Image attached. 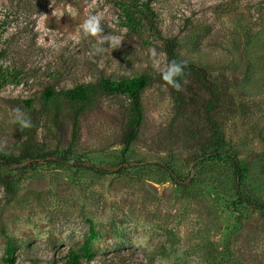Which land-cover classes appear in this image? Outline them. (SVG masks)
Wrapping results in <instances>:
<instances>
[{
  "label": "rangeland",
  "instance_id": "1",
  "mask_svg": "<svg viewBox=\"0 0 264 264\" xmlns=\"http://www.w3.org/2000/svg\"><path fill=\"white\" fill-rule=\"evenodd\" d=\"M89 16L101 18L96 36L81 28ZM170 43L229 92L223 151L189 133L205 126L191 117L202 113L191 81L183 120L152 78L126 153V97L100 94L75 141L68 104L57 117L44 106L47 88L162 73ZM25 142L51 156L2 171L15 186L0 185V264H67L91 229L81 264H264V0H0V156Z\"/></svg>",
  "mask_w": 264,
  "mask_h": 264
},
{
  "label": "trees",
  "instance_id": "2",
  "mask_svg": "<svg viewBox=\"0 0 264 264\" xmlns=\"http://www.w3.org/2000/svg\"><path fill=\"white\" fill-rule=\"evenodd\" d=\"M127 18L130 15L127 14ZM167 54L168 65L175 61L180 63L183 67V72L176 79L180 82V90H176L170 86L163 78L162 73L151 75V74H140L131 78H122L118 81L110 79H100L96 83L80 84L70 89H64L55 91L52 88H47L44 91V106L52 105L54 110V116H59V105L64 102L67 103L71 110L72 119V140L77 139L80 126L81 115L89 109L99 98L100 94L109 95H121L127 98L128 103L123 107V130H122V143L123 153H126L130 148L131 144L137 140L140 127L143 121L142 111V100L141 95L144 89L150 85L152 78H157L161 83L166 85L169 95L173 99L175 114L174 117L177 119L182 118L191 119L186 117L189 105L192 104V98L188 96V88L185 87V83L191 81L198 86V91L195 92V101L201 99V104L196 103L197 108L201 106L202 113L199 115L197 112L192 113V118H198L197 122H203L205 125L203 128H189V133H200L206 132L205 142L208 148L211 150V154L218 153L224 150L225 140L223 137L222 129L220 127L217 115L220 110L224 109L226 113L231 112V108H226L228 102H230L229 92L224 84L219 83L211 79L206 69L200 66H196L192 63L184 62L174 50L172 43L165 46ZM168 67V66H167ZM166 70V69H165ZM185 80H187L185 82ZM189 85V84H188ZM190 87V86H189ZM27 106L31 107V101L25 102ZM225 103V105H224ZM195 104V103H194ZM33 126L30 123V128ZM194 128V129H192ZM24 122L20 119L16 121V130L19 134L25 133ZM202 152L200 155L195 156L194 159L205 155ZM51 156L48 152L42 150L31 151L25 142L21 148V152L17 157H7L5 155L0 156V185L5 189L7 193L13 194L15 182L9 176V174L3 173V169L10 168L12 166L20 164L22 161H33V162H47L48 157ZM59 162L68 163L73 162L70 156L64 155L61 157ZM235 164V169L240 173L239 166ZM250 203V200H247ZM92 235V229L90 235L85 239L79 249H69L66 256L67 264H81L82 259L85 258L90 260L93 257V253L90 248V239ZM13 248H7L9 254L13 253ZM9 263L14 262V258L8 259Z\"/></svg>",
  "mask_w": 264,
  "mask_h": 264
},
{
  "label": "clouds",
  "instance_id": "3",
  "mask_svg": "<svg viewBox=\"0 0 264 264\" xmlns=\"http://www.w3.org/2000/svg\"><path fill=\"white\" fill-rule=\"evenodd\" d=\"M100 17L99 16H89L81 25L83 32L87 34H91L96 36L101 32L100 27ZM104 40H108L112 46H117L120 43V39L118 37H102L99 43H103ZM99 51V49H98ZM183 72V67L180 63L175 61L171 62L166 70L162 72V78L173 88L176 90H180L181 84L176 79V77L180 76Z\"/></svg>",
  "mask_w": 264,
  "mask_h": 264
}]
</instances>
